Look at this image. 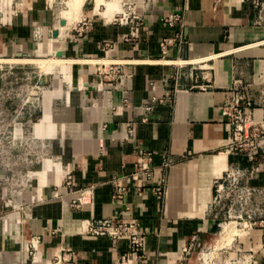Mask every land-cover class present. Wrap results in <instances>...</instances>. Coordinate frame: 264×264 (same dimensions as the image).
<instances>
[{"label":"crops","instance_id":"1","mask_svg":"<svg viewBox=\"0 0 264 264\" xmlns=\"http://www.w3.org/2000/svg\"><path fill=\"white\" fill-rule=\"evenodd\" d=\"M106 1L97 0L106 10L96 14V0H88L83 33L72 28L62 40L61 29L56 39L54 29L47 30L45 2L38 0H30L21 16L1 28L3 60L59 59L50 71L64 65L63 79L48 91L34 135L55 125L52 143L74 182L70 193L65 188L60 192L71 196L69 201L30 203L20 220L17 215L0 219V233L9 243L5 248L0 235L2 248L14 253L15 264H32L35 239V264L69 251L74 264H118L129 250L128 241L91 238L86 228L120 216L124 208L112 200V182L128 177L147 152L153 154L151 165L158 174L153 185L161 177L165 185L157 196L151 184L138 189L136 182L123 180L129 207L123 218L135 220L147 234L143 255L133 264H173L193 235L200 243L213 241L216 223L208 214L213 179L230 163L251 165L227 152L229 129L222 107L232 92L264 107V18L254 0H115L144 5L139 38L128 41L122 37L130 28L109 22L115 5ZM258 2L264 6V0ZM164 13L181 15L184 40L162 50L163 39L179 31L161 24ZM105 42L112 44L107 57ZM59 51L61 58H48ZM105 58L120 62L122 85L97 88V66L88 62ZM116 82L117 77L112 84ZM252 164L258 169L252 184L264 187L263 156ZM51 168L59 170L45 161L44 180ZM257 233L253 264H264V252L255 249L264 244V229Z\"/></svg>","mask_w":264,"mask_h":264},{"label":"built area","instance_id":"2","mask_svg":"<svg viewBox=\"0 0 264 264\" xmlns=\"http://www.w3.org/2000/svg\"><path fill=\"white\" fill-rule=\"evenodd\" d=\"M254 5L260 8L264 18V6L258 0H254ZM118 6V10L113 11L114 13L109 22L130 28V32L122 37L123 41L138 39L140 30L144 26L143 3L119 2ZM22 12L23 10L13 9L12 2L2 8L0 6V32L1 28L21 16ZM159 21L162 25L169 28H179L174 37L163 39L161 42L162 50L175 42L181 43L184 40L182 17L179 13H164ZM88 22V19L83 18L73 27L72 32L81 35ZM111 45L109 42L103 44L106 57L112 50ZM0 60L3 61V59ZM88 63L97 66L96 74L100 78L98 89H103L106 86L111 87L113 85L117 87L122 85L124 76L118 70L121 66L120 62L105 58ZM116 77L117 82L112 84ZM164 102L165 100L163 99L159 100V103ZM263 110L264 107H254L250 100L238 92H232V96L222 107V118L229 129L227 152L231 156L246 159L251 165L243 167L238 162L230 163L220 176L213 179L211 185L212 197L208 206V214L215 220L217 228L222 229L223 223L221 219H228L230 220L228 224L233 223L235 229H249L248 231L253 232H257V230H252V227L264 229V187L252 184L258 171L257 167L252 163L260 155L263 156L264 160V141L262 143L256 141L255 131L257 129L252 121L255 119L256 112ZM152 159V153L141 154L134 164L133 172L128 177L113 180L112 200L120 208H124L123 212L129 211V207L124 204V197L128 187L123 184V180L136 182L138 189L150 184L153 185V179L158 174L157 170L151 165ZM64 179L67 182L65 189H68V186L74 187L71 171L65 172ZM164 185L165 180L162 177L158 178L157 183L153 185L157 196L163 195ZM123 212L120 213V216L116 215L90 223L86 228V234L91 238L109 237L112 241L126 239L129 243V250L126 254L119 257L117 263L133 264L134 261L139 260L143 255L147 234L135 220L124 219ZM38 240L35 239V242H31L30 245L31 252H33L31 256L32 264H35L34 258ZM210 245L212 243H200L197 235H193L189 244L182 250L180 259L173 264H189L196 250H199L197 255H199L198 260L202 261L200 264H208L213 259L220 260V255L222 254L214 253V250L211 251L212 247ZM258 251L264 252V244L258 246ZM247 252V257L250 260L247 264H253L258 252L254 251L252 247ZM74 262L75 255L69 251L54 253L46 264H74ZM228 262L230 261H224L223 263L226 264ZM231 264H240V261L232 260Z\"/></svg>","mask_w":264,"mask_h":264},{"label":"rangeland","instance_id":"3","mask_svg":"<svg viewBox=\"0 0 264 264\" xmlns=\"http://www.w3.org/2000/svg\"><path fill=\"white\" fill-rule=\"evenodd\" d=\"M12 2L13 9L24 10L30 0H2L5 5ZM45 2L46 6V28L47 30H60L67 24L62 19L61 12L67 9L69 0H38ZM87 1L85 0L81 13L71 24L62 30L60 39L62 40L68 30H71L79 21L83 19L86 12ZM106 1V0H105ZM2 2L0 4H2ZM115 6H108L113 11L118 10V4L115 0H109ZM4 5V6H5ZM106 4H104L105 7ZM4 7L3 4L0 5ZM97 6V0H96ZM98 7V6H97ZM104 7L95 9V13L103 12ZM101 8V9H100ZM114 13V12H113ZM65 21L64 25L59 22ZM37 30V29H36ZM39 30V29H38ZM53 36V35H52ZM48 38H51L48 36ZM58 40L59 43L62 41ZM59 45V44H58ZM21 47V46H20ZM7 48V47H6ZM5 53L6 49H5ZM8 54V53H7ZM48 58H59L55 53H51ZM0 59H2L0 57ZM25 59L16 57L12 59L0 60V219L8 216L17 215L19 220L27 212L30 203H41L48 200H59L61 189L66 187L65 172L69 169L63 167L60 156L56 153L59 148L53 146V139L57 134L55 125H50L41 136L34 135V124L42 119L44 104L47 99V93H50L53 86L61 81L64 76L60 67L56 66L52 71L46 67L42 68L40 64L28 62H15L14 60ZM35 59V58H32ZM65 64V63H64ZM70 67L69 64H65ZM46 69V70H45ZM260 113V114H258ZM264 110L257 111L252 123L257 131L256 141H264ZM262 119V120H261ZM54 137V138H52ZM51 161L58 165L59 170L50 169L47 172L46 180L40 175L44 171L45 161ZM70 171V170H69ZM54 177V178H53ZM73 187L68 186V193ZM48 191L50 198L45 195ZM222 226H233L228 224L230 220L221 219ZM235 228V227H234ZM236 231L230 238L222 235L223 228H217L214 231L211 251L220 253V260L213 259L208 264H224V261L239 260L240 264H247L250 260L247 257L248 249L254 248V240L258 239L257 232L248 231L249 229L236 228ZM252 230L259 228L252 227ZM220 234V235H219ZM3 238V246L9 247L6 234L0 233ZM15 235V233H13ZM13 235H10L11 238ZM234 235H237L234 237ZM9 236V237H10ZM17 235L14 237V239ZM2 238H0V264H15L14 253L5 251L2 248ZM259 240V239H258ZM257 245V244H255ZM260 245V244H259ZM256 250L258 248H255ZM220 250V251H219ZM218 251V252H217ZM195 251L191 259V264H200L199 255ZM31 257V256H30ZM245 257V258H243Z\"/></svg>","mask_w":264,"mask_h":264},{"label":"bare ground","instance_id":"4","mask_svg":"<svg viewBox=\"0 0 264 264\" xmlns=\"http://www.w3.org/2000/svg\"><path fill=\"white\" fill-rule=\"evenodd\" d=\"M84 1L85 0H69L68 1L67 9L61 12V17H62V19H65L67 21V24L65 26H63L61 28V30H65L71 24V22H73L75 19H77V17L81 13V8H82ZM5 2H6V0H5ZM7 3H9V2L7 1ZM2 4H3V6L5 5V3H3V2H2ZM2 4H0V5H2ZM14 61L15 62L20 61V62H28V63H37V64H40L42 66V68L46 67L48 70H50L52 67V64L57 63L60 60L59 59L32 60L29 58H25V59L14 60ZM70 197L71 196H65V197H62V199L64 201H69ZM225 225L226 226H222V228H223L222 235L225 238H230L236 230L233 226H229L227 224H225Z\"/></svg>","mask_w":264,"mask_h":264},{"label":"water","instance_id":"5","mask_svg":"<svg viewBox=\"0 0 264 264\" xmlns=\"http://www.w3.org/2000/svg\"><path fill=\"white\" fill-rule=\"evenodd\" d=\"M64 24H65V21H63V20H61L59 22V25H64ZM52 35H53V38L56 39L58 37V31L57 30H54ZM56 56L59 57V58H61L62 57V52L61 51L57 52L56 53Z\"/></svg>","mask_w":264,"mask_h":264}]
</instances>
